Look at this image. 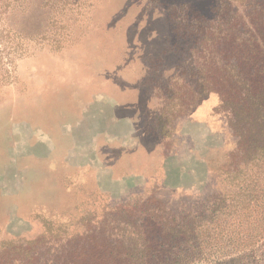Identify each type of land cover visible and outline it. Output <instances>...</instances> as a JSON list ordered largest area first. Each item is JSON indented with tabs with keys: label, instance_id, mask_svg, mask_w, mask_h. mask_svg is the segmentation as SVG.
<instances>
[{
	"label": "rangeland",
	"instance_id": "374dc122",
	"mask_svg": "<svg viewBox=\"0 0 264 264\" xmlns=\"http://www.w3.org/2000/svg\"><path fill=\"white\" fill-rule=\"evenodd\" d=\"M262 7L0 0V264H52L82 233H126L115 217L130 211L200 224L220 197L244 200L235 228L248 245L219 264H264V129H233L214 94L182 100L202 70L194 46L217 31L254 35Z\"/></svg>",
	"mask_w": 264,
	"mask_h": 264
},
{
	"label": "trees",
	"instance_id": "16d2710c",
	"mask_svg": "<svg viewBox=\"0 0 264 264\" xmlns=\"http://www.w3.org/2000/svg\"><path fill=\"white\" fill-rule=\"evenodd\" d=\"M261 5L263 7L254 16V35L245 32L243 35L240 29L230 34L217 31L205 35L194 46L193 55L203 58L202 70L196 73L197 88L182 97L188 106L206 95H216L218 105L213 107L214 113L223 112L227 115V123L233 129L242 128L245 134L264 129V0ZM243 140L238 139L235 147L240 157L244 156L240 146ZM231 153L233 150L228 154L229 166L233 163ZM243 201L232 205L220 197L200 224L174 214L165 216L152 209L144 211L141 217H134L135 212L130 211L127 222L122 216L115 217L126 233L121 230L115 237L82 233L78 238L83 242L72 244V249L65 254L56 255L52 264H219L222 256L230 261L235 259L233 254L238 246L248 245L245 242L248 239L235 228L240 226ZM260 209L262 212L264 206ZM261 221H257L261 233L254 237L260 240L264 237ZM76 236L72 234L63 239L68 243ZM34 242L40 244L37 240ZM34 253L30 260H37L38 253Z\"/></svg>",
	"mask_w": 264,
	"mask_h": 264
}]
</instances>
